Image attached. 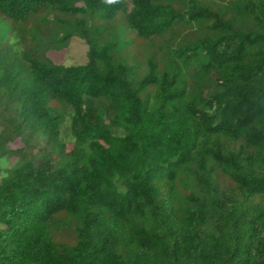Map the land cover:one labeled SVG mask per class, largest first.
I'll return each mask as SVG.
<instances>
[{
    "label": "trees",
    "instance_id": "16d2710c",
    "mask_svg": "<svg viewBox=\"0 0 264 264\" xmlns=\"http://www.w3.org/2000/svg\"><path fill=\"white\" fill-rule=\"evenodd\" d=\"M0 264H264V0H0Z\"/></svg>",
    "mask_w": 264,
    "mask_h": 264
},
{
    "label": "rangeland",
    "instance_id": "374dc122",
    "mask_svg": "<svg viewBox=\"0 0 264 264\" xmlns=\"http://www.w3.org/2000/svg\"><path fill=\"white\" fill-rule=\"evenodd\" d=\"M8 24L9 23H5V26L7 27ZM25 44L30 45V43H25ZM26 45H23V46L26 47ZM87 51H88V45L86 41L81 38L74 37L68 47L62 50H52L51 49V50H48L46 54L53 62L57 64L79 65V64L86 63ZM62 138L68 143L69 146H71L74 143V137L72 136L70 132V118L69 117L63 123ZM17 162H18L17 158L4 157L1 160V166L3 167V169H8L10 167H13Z\"/></svg>",
    "mask_w": 264,
    "mask_h": 264
}]
</instances>
